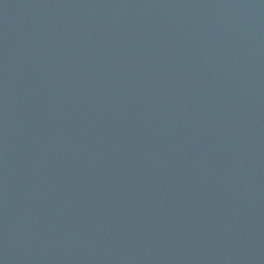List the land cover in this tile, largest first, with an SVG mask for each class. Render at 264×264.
Segmentation results:
<instances>
[{
  "label": "water",
  "instance_id": "95a60500",
  "mask_svg": "<svg viewBox=\"0 0 264 264\" xmlns=\"http://www.w3.org/2000/svg\"><path fill=\"white\" fill-rule=\"evenodd\" d=\"M0 264H264V0H0Z\"/></svg>",
  "mask_w": 264,
  "mask_h": 264
}]
</instances>
